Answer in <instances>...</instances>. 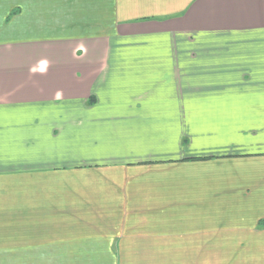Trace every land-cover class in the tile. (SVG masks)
Returning <instances> with one entry per match:
<instances>
[{
	"label": "crops",
	"instance_id": "1",
	"mask_svg": "<svg viewBox=\"0 0 264 264\" xmlns=\"http://www.w3.org/2000/svg\"><path fill=\"white\" fill-rule=\"evenodd\" d=\"M0 264H264V0H0Z\"/></svg>",
	"mask_w": 264,
	"mask_h": 264
}]
</instances>
